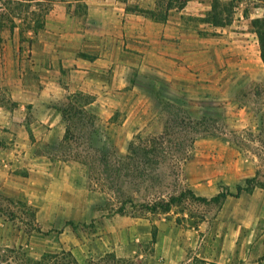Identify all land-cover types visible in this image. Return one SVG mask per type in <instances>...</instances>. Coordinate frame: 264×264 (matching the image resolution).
<instances>
[{
    "label": "rangeland",
    "instance_id": "rangeland-1",
    "mask_svg": "<svg viewBox=\"0 0 264 264\" xmlns=\"http://www.w3.org/2000/svg\"><path fill=\"white\" fill-rule=\"evenodd\" d=\"M85 1L54 0L45 17V27L39 30L10 14L17 26L12 27L11 19H5L6 25L0 28L2 82H8L6 74L10 72L34 74L32 45L40 44L42 51L49 52L51 48L54 52L52 40L66 39L62 30H44L50 14L58 17V13H66L63 21L55 17L49 21L50 25L81 26L87 14ZM119 1L126 4V11L128 6L159 21L170 20L176 25L181 22L188 31H194V24L200 25L203 18H209L206 15L194 19V0L187 1L183 11L181 1L176 0L170 6L169 0ZM232 2L238 6L237 12L241 8L253 9L256 4L264 5V0ZM0 6V12L9 11L5 0H0ZM41 7L32 5L28 10L41 13ZM72 44L78 48L80 38L72 36ZM150 74L151 77L135 79V87L128 89L131 94L121 97V106L110 119H105L106 113L103 118H95L89 109L94 97L90 91L64 93L57 99L55 112L66 121L61 128L63 135L57 131L49 146L38 145L39 150L50 155L51 165L69 170L65 182L69 188L56 190L54 201L59 203L60 194L68 200L84 197L92 199L96 207L84 215L81 213L79 218H69L61 208L56 211L46 204L38 205L41 198L37 195L31 201L14 199L0 191V264H39L44 254L62 251L72 252L80 264H144V257L139 254H116L117 248L125 245L128 237L125 229L131 217H146L153 223L164 215L184 227H200L204 233L224 232L228 227L238 226V220L245 221L246 230L256 229L264 243V129L242 127L237 117L227 113L223 102L198 98L194 90L184 85L182 92L178 84ZM0 100L12 103L4 90L0 92ZM132 104L140 110L132 112ZM26 107L30 112L26 120H31V104ZM237 158L243 160L245 167H254L248 176L253 180L239 198L216 203L189 194V190L193 191L191 185L200 186L199 182L206 177L214 178L205 190L210 194L208 198L226 188L237 192L236 186L230 188L217 180L228 174L225 168ZM244 180L242 185H246ZM172 197L175 201L169 210L160 206ZM152 248L151 242L139 247L144 254ZM60 260L48 259L42 264H60Z\"/></svg>",
    "mask_w": 264,
    "mask_h": 264
},
{
    "label": "crops",
    "instance_id": "crops-1",
    "mask_svg": "<svg viewBox=\"0 0 264 264\" xmlns=\"http://www.w3.org/2000/svg\"><path fill=\"white\" fill-rule=\"evenodd\" d=\"M212 1L194 0L195 20L209 15ZM85 2L87 14L81 26L50 25L55 17L63 21L66 13L50 14L44 30H62L66 39L52 40L54 52L32 45L34 74L10 72L5 83L0 77V92L4 90L12 100H0V191L5 195L31 201L37 195L41 198L38 205L56 211L61 208L69 218H79L96 207L92 199L68 200L61 194L55 203L56 190L69 188L65 184L69 170L56 169L48 152L38 149L41 144L49 146L57 131L63 135L66 121L55 111L56 101L64 93L90 91L94 97L89 109L95 118L106 113L105 119H110L120 108L121 97L131 94L128 89L135 87V79L154 73L178 84L182 92L184 85L198 98L223 102L242 127L264 129V61L251 25L252 19L264 15V5L237 12L233 3L235 16L230 23L216 26L203 18L202 24H194V31H188L181 22L176 25L145 12L126 11V4L119 0ZM72 36L80 38L78 48L72 44ZM26 104H31V120H26L30 114ZM133 110L140 108L136 105ZM225 170L228 174L217 180L232 188L246 180L254 167H245L237 158ZM213 179H202L200 186L192 184L194 193L208 197L205 190ZM230 197L235 196L228 195L224 201ZM131 218L125 245L116 254H139L144 264H264L262 236L256 229L247 231L245 221L238 220V226L224 232L204 233L200 227L187 228L164 215L153 223L146 217ZM150 242L152 251L144 254L140 244Z\"/></svg>",
    "mask_w": 264,
    "mask_h": 264
},
{
    "label": "trees",
    "instance_id": "trees-1",
    "mask_svg": "<svg viewBox=\"0 0 264 264\" xmlns=\"http://www.w3.org/2000/svg\"><path fill=\"white\" fill-rule=\"evenodd\" d=\"M15 0H5L6 6L5 8L9 11L7 12H0V28L6 25L5 19H11L12 27L17 26V23L14 21V18H9L10 14H15L14 16L20 19V22L25 23L26 26L31 27L33 30L43 29L46 23V15L51 10V7L54 3V0H16L14 5L11 3ZM85 1V0H84ZM181 1L180 7H183L188 0H176ZM223 0H213L212 1V9L209 12L208 21H211L216 26H224L230 23L233 15V2L232 0L224 3ZM34 2V3H33ZM172 0L167 2V5L170 6ZM32 5L35 6H42L41 13H36L34 10L29 12L28 8ZM83 7L86 8V4H83ZM2 8V6H0ZM128 11H133L127 6ZM141 12V11H140ZM25 13V14H24ZM166 14V13H165ZM163 14L162 17H166ZM31 15V16H30ZM156 18V17H155ZM252 28L257 33L260 46H261V55L264 61V15L262 17H257L252 19L251 21ZM253 180V178H247L245 180L246 185H238L237 192H232L228 188L226 190H220L214 196L208 198L204 196L196 195L192 190H189V194L198 200L206 201V202H220L228 195L239 196L243 190H248V185ZM175 201V198L172 197L166 202L160 203V206L163 207L165 210H169L172 203ZM162 204V205H161ZM155 236V231H154ZM110 256H113L112 254ZM60 258L64 260L61 261ZM113 258V257H112ZM48 259H57L60 260V264H80L76 257L73 255L72 252L69 251H62L61 253L55 254H44L41 259L37 262L42 264V261H47Z\"/></svg>",
    "mask_w": 264,
    "mask_h": 264
}]
</instances>
